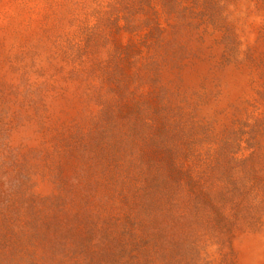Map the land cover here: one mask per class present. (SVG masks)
<instances>
[{
    "label": "rangeland",
    "instance_id": "1",
    "mask_svg": "<svg viewBox=\"0 0 264 264\" xmlns=\"http://www.w3.org/2000/svg\"><path fill=\"white\" fill-rule=\"evenodd\" d=\"M0 264H264V0H0Z\"/></svg>",
    "mask_w": 264,
    "mask_h": 264
}]
</instances>
